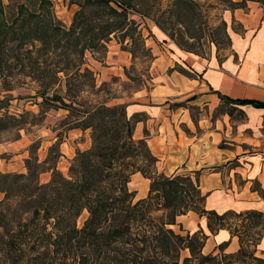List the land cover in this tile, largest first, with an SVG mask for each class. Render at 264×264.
Instances as JSON below:
<instances>
[{
  "label": "trees",
  "instance_id": "1",
  "mask_svg": "<svg viewBox=\"0 0 264 264\" xmlns=\"http://www.w3.org/2000/svg\"><path fill=\"white\" fill-rule=\"evenodd\" d=\"M246 1L220 0V4L235 10L245 6ZM76 4L79 10L70 26H66L49 0H40L35 9L20 3L14 7L16 12L11 19L4 18L6 7L0 0V78L18 69L22 77L39 84L37 95L42 98V106L68 111L75 118L71 128L91 130L92 140L88 150H77L67 175L54 167L50 181L29 195L27 202L20 203L19 216L9 223H5V216L2 218L0 261L3 264H264L263 258L247 249L238 226H233L229 219L263 217L264 213L218 214L207 210L199 172L194 177L159 173V158L151 151L147 139L134 138L142 115L130 117L125 105L93 103L81 97L84 83L72 85L73 80L81 77L95 81V73L86 63L87 52L106 49L113 36H120V43L126 39L133 44L141 40L140 24L130 18L131 13L150 18L181 49L193 54H196L192 51L194 42H200L208 32L211 37L223 32L230 48L227 23L223 20L215 29L208 28L203 5L196 0H171L166 9L161 8L159 0H76ZM212 44L216 45L221 61L218 41ZM177 71L190 78L195 76L183 68ZM60 74L65 77L64 92L55 89L62 80ZM222 99L228 105L264 108L259 101ZM7 101L0 100V111L8 106ZM228 114L233 117L234 110L230 108ZM17 121L13 117H0V132ZM138 173L150 181V188L146 198L136 200V192L129 185L131 177ZM24 177L15 179L20 181ZM5 196L9 200L13 192ZM84 212L88 217L78 227L77 220ZM190 212L206 217L213 234L220 229L230 230L232 236L239 238L240 249L226 253L225 244L217 254H204L208 236L202 230L186 231L177 221ZM12 224L15 226L11 227ZM173 226H179L180 232ZM184 251H189L190 256L183 258Z\"/></svg>",
  "mask_w": 264,
  "mask_h": 264
},
{
  "label": "crops",
  "instance_id": "2",
  "mask_svg": "<svg viewBox=\"0 0 264 264\" xmlns=\"http://www.w3.org/2000/svg\"><path fill=\"white\" fill-rule=\"evenodd\" d=\"M63 1L67 3L61 11L64 16L56 13L60 20L68 19L70 23L79 6L72 0ZM69 10L73 12L67 16ZM223 20L228 26L231 47L221 55V61L217 51L205 58L181 49L154 22H147L149 37L145 36V42L153 56L151 73L154 81H162L154 84L150 92L141 90L128 101L115 105H125L130 117L145 116L137 123L134 138L147 139L159 158L157 168L165 175L194 177L196 172L200 173L207 210L218 214L264 213V108L228 105L222 99L264 103V0H247L245 6L226 10ZM118 38L112 37L103 59L92 58L88 66L98 73L101 82L132 63L131 54L121 49ZM180 65L195 76L190 78L175 70ZM230 108L234 116H240H230ZM193 110L200 111L199 117L192 116ZM83 133L89 136V144L81 151L92 145L90 135ZM181 218H188L186 231L202 230L208 236L204 254H217L225 244L226 253L240 249L239 238L232 236L230 230L211 233L206 217L190 212L178 220ZM256 255L264 259V233L257 242Z\"/></svg>",
  "mask_w": 264,
  "mask_h": 264
},
{
  "label": "rangeland",
  "instance_id": "3",
  "mask_svg": "<svg viewBox=\"0 0 264 264\" xmlns=\"http://www.w3.org/2000/svg\"><path fill=\"white\" fill-rule=\"evenodd\" d=\"M49 1L53 5L55 13L57 12L59 16H64L61 11L66 7L67 3L63 0H58V3L55 0ZM72 1L76 4V0ZM170 1L159 0V4L162 9H166L169 7ZM196 1L203 5L208 20V28L210 29L218 27L223 21L224 12L229 10L226 9L228 8L226 4H220V0ZM20 3H24L30 9H35L40 5V0H6L4 18L11 19L13 13L16 12L14 7ZM72 12L69 10L67 16H70ZM57 13L56 15L58 16ZM130 18L140 24L141 40H138L135 44L130 39L120 43V36H118L120 38L117 40L121 49L131 54V65L124 70H119V74L110 76L106 82H101L100 78H98V73L95 72V81L90 77H81L73 80L72 85L75 86L79 82L84 83L85 92L81 94L84 99L91 100L93 103L103 102L107 103L108 106H114L120 101H128L141 90L150 92L154 84H160V81H162L161 78L154 81V76L151 73L153 56L145 42L149 37L146 25L147 22L152 20L150 18H142L134 13L130 14ZM72 20L69 23L68 19H61L66 26H70ZM235 28H237L236 25H234ZM145 36L148 37L146 38ZM214 40L218 41L221 55L226 54L229 42L223 32L216 33L212 37L209 32L206 33L200 42H194L196 46L192 48V51L199 56L208 58L212 52L214 53L218 50L216 45L212 44ZM106 52L107 48L99 52H87V66H90L92 58L103 59ZM180 68L189 71L182 65L176 66L177 70ZM167 72H172V70ZM6 75L0 78V100H8V106L0 111V117H13L18 121L7 130L0 132L1 233L4 231L2 218L5 216V223L12 222L11 220L22 212L20 203L22 201L27 202L29 195L50 181L52 169L55 167L64 175H67L70 161L75 157L73 155H76L77 150H83L89 144V136L85 135L84 131L80 132L78 129L71 128L75 118L69 116L68 111L49 108L47 105L42 106V98L37 95L38 83L32 82L30 78L22 77L18 69ZM59 77H62V80L56 83L55 89H62L64 92L66 89L65 77L62 74ZM93 85H95L94 88ZM191 113L195 118L200 115L198 110H193ZM234 117L238 118V116ZM142 119H145L144 115H142ZM87 133L91 136V130H87ZM221 146L226 147L227 145L222 144ZM34 172L36 173L35 177L32 176ZM158 172L163 173L159 168ZM21 175L25 177L20 181L15 179ZM129 188L131 191L136 192V200L143 199L148 195L150 181L138 173L131 177ZM234 188L237 191V187L235 186ZM4 189H7V192H13V196L9 200H5L7 192H3ZM25 217L27 218L28 215H25ZM87 217V212H84L79 217L77 220L78 227L83 226ZM229 219L233 226H238V234L242 236L247 249L251 252H256L257 242L264 233V216H245L240 218L230 216ZM177 221L179 224L182 223L184 230L188 229V218H181ZM242 225H245L244 228L241 227ZM14 226L15 224L11 225V227ZM173 229L180 232L179 226ZM182 256L183 258L190 256L189 251H184ZM0 264H3L2 261H0Z\"/></svg>",
  "mask_w": 264,
  "mask_h": 264
},
{
  "label": "built area",
  "instance_id": "4",
  "mask_svg": "<svg viewBox=\"0 0 264 264\" xmlns=\"http://www.w3.org/2000/svg\"><path fill=\"white\" fill-rule=\"evenodd\" d=\"M58 17V16H57Z\"/></svg>",
  "mask_w": 264,
  "mask_h": 264
}]
</instances>
